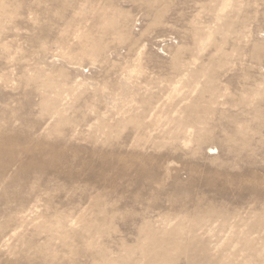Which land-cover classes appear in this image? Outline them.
<instances>
[{
    "label": "rangeland",
    "instance_id": "1",
    "mask_svg": "<svg viewBox=\"0 0 264 264\" xmlns=\"http://www.w3.org/2000/svg\"><path fill=\"white\" fill-rule=\"evenodd\" d=\"M0 264H264V0H0Z\"/></svg>",
    "mask_w": 264,
    "mask_h": 264
},
{
    "label": "bare ground",
    "instance_id": "2",
    "mask_svg": "<svg viewBox=\"0 0 264 264\" xmlns=\"http://www.w3.org/2000/svg\"><path fill=\"white\" fill-rule=\"evenodd\" d=\"M214 153H218V152H214Z\"/></svg>",
    "mask_w": 264,
    "mask_h": 264
}]
</instances>
